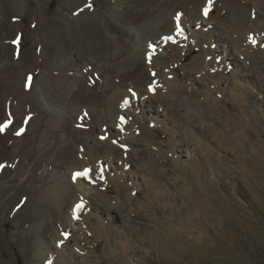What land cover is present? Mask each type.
<instances>
[{
    "label": "rangeland",
    "instance_id": "obj_1",
    "mask_svg": "<svg viewBox=\"0 0 264 264\" xmlns=\"http://www.w3.org/2000/svg\"><path fill=\"white\" fill-rule=\"evenodd\" d=\"M0 68V264H264V0H0Z\"/></svg>",
    "mask_w": 264,
    "mask_h": 264
},
{
    "label": "bare ground",
    "instance_id": "obj_2",
    "mask_svg": "<svg viewBox=\"0 0 264 264\" xmlns=\"http://www.w3.org/2000/svg\"><path fill=\"white\" fill-rule=\"evenodd\" d=\"M148 49H149V52H148V56L150 57V58H153L154 56H155V54H154V47H148ZM147 49V50H148ZM0 70H2L1 68H0ZM125 102V109H128V107H130V105L132 104V105H136V104H134L135 102H137V98L134 96V97H132V98H130V99H128V100H126V101H124ZM134 102V103H133ZM73 174V173H72ZM75 175V174H74ZM84 176H86V173H84ZM74 177V176H73ZM74 182H76L75 184H78V186H79V189L81 190V191H84L83 193H87L89 190H88V188L87 187H85L84 186V180L81 178L80 180H76V179H74L73 180ZM65 185V184H64ZM8 190V189H7ZM6 189L4 190V194L6 193V191H7ZM67 192V191H66ZM62 193V192H61ZM14 195H16V194H14ZM56 195V194H55ZM3 197V196H2ZM11 203V202H10ZM9 204V203H8ZM78 205L79 204H75V206H74V208H73V211L72 212H77V207H78ZM46 257H47V255H45ZM49 256V255H48ZM44 258V257H43ZM42 258V259H43ZM56 258H57V256L56 255H53L52 253H51V255H50V258H49V260H47L46 262H45V264H53V260H56Z\"/></svg>",
    "mask_w": 264,
    "mask_h": 264
},
{
    "label": "snow or ice",
    "instance_id": "obj_3",
    "mask_svg": "<svg viewBox=\"0 0 264 264\" xmlns=\"http://www.w3.org/2000/svg\"><path fill=\"white\" fill-rule=\"evenodd\" d=\"M205 15H207V11H205ZM253 43H255V41H253ZM77 175H79V173H77Z\"/></svg>",
    "mask_w": 264,
    "mask_h": 264
}]
</instances>
